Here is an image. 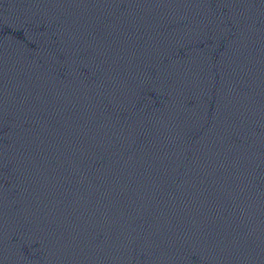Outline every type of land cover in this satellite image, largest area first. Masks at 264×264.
Masks as SVG:
<instances>
[{"label":"water","instance_id":"1","mask_svg":"<svg viewBox=\"0 0 264 264\" xmlns=\"http://www.w3.org/2000/svg\"><path fill=\"white\" fill-rule=\"evenodd\" d=\"M0 264H264V0H0Z\"/></svg>","mask_w":264,"mask_h":264}]
</instances>
